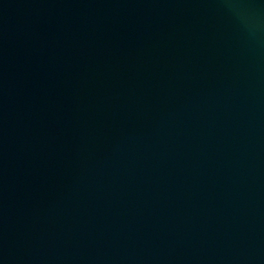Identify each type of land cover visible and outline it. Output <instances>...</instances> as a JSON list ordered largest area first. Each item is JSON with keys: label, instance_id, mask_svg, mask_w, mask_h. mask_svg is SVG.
<instances>
[{"label": "water", "instance_id": "1", "mask_svg": "<svg viewBox=\"0 0 264 264\" xmlns=\"http://www.w3.org/2000/svg\"><path fill=\"white\" fill-rule=\"evenodd\" d=\"M0 264H264V0H0Z\"/></svg>", "mask_w": 264, "mask_h": 264}]
</instances>
